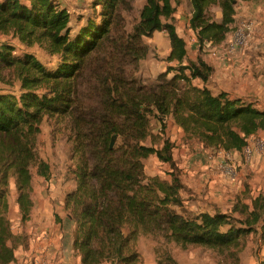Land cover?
<instances>
[{
  "label": "trees",
  "instance_id": "trees-1",
  "mask_svg": "<svg viewBox=\"0 0 264 264\" xmlns=\"http://www.w3.org/2000/svg\"><path fill=\"white\" fill-rule=\"evenodd\" d=\"M135 1L91 0L93 13L76 28L70 9L59 0H0L1 32L58 56L49 67L34 54L20 56L13 45L0 43V77L11 70L20 82L19 93L0 91V264H15L16 248L27 243L8 216L10 188L15 185L22 219H29L45 119H65L70 126L76 162L69 176L76 186L65 195L64 207L75 224L73 246L82 264H141V235L210 247L223 255L222 263L239 264L242 238L258 229L248 216L188 207L176 142L165 131L173 118L191 152L197 145L244 152L249 138L264 129V109L251 99L193 82L207 81L214 68L201 56L183 64L188 44L174 22L172 0H146L129 30L126 14ZM238 1L190 0L191 25L201 47L227 39ZM213 8L221 9V20L210 17ZM161 30L170 39L169 60L181 65L141 84L130 63L147 56L145 38ZM153 118L162 124L157 134ZM154 154L172 168L170 178L147 173L146 160ZM252 213L264 241V194L254 199ZM159 263L177 264L171 256Z\"/></svg>",
  "mask_w": 264,
  "mask_h": 264
},
{
  "label": "rangeland",
  "instance_id": "rangeland-1",
  "mask_svg": "<svg viewBox=\"0 0 264 264\" xmlns=\"http://www.w3.org/2000/svg\"><path fill=\"white\" fill-rule=\"evenodd\" d=\"M59 1L63 6L70 9L73 17L72 24L76 28L85 23L86 18L94 11L91 0ZM145 1L136 0L133 12L126 14V26L129 30L138 21ZM173 3L175 18H180L181 14L186 18L184 26L179 23L178 19H174L178 31L185 36L188 44V59L183 64H187L188 61L196 62L201 56L214 68L207 81L196 78L193 79V82L199 85H208L215 92L225 89L237 92L238 89L241 90L245 87L249 92L247 98L258 102L253 85L257 80L264 81L262 78L264 75V0L238 1L237 20L231 33L249 20L256 21V26L249 47L238 54H229L235 58V62L241 58L243 60L242 63L238 64V68L233 71L222 66L219 57H223L224 53L214 50L209 41H206L201 47L196 31L191 25L190 0H173ZM180 3H182L181 6ZM221 13L220 8H213L209 14L211 18L218 20L221 18ZM2 42L13 45L15 54L20 56L27 53L34 54L49 67H54L58 63L57 55L49 53L40 44H26L12 33L0 31V43ZM145 42L149 46L147 56L136 64L130 63L129 67L135 77L140 78L141 84L148 85L159 73L166 71L170 66H179L181 63L179 60H169L171 44L168 34L164 30L155 32L152 37H146ZM3 71L0 77V91L12 90L19 93L20 82L16 79L14 72L11 70ZM173 73H170V76ZM250 73L253 76L248 79ZM246 81H249L247 85H240ZM152 122L154 134L159 133L162 126L161 122L157 118H153ZM167 124L165 134L176 142L175 157L178 166L182 169V178L187 186L183 195L186 204L190 209L196 211L208 210L213 212L218 209L229 212L239 219H245L248 216L258 229L247 232L242 238L239 247V264H260L264 259V241L252 211L254 199L261 193L264 194V129L250 142L252 156L248 159L244 152L231 151L228 153L222 148L207 149L202 145H197L195 153L191 152L183 143L185 135L183 129L176 125L173 118H169ZM69 128L70 126L65 119H45L42 124V131L36 146V155L40 166H34L32 181L33 196L38 200L46 191V196L59 201L65 193L76 186V182L69 176V169L76 162L72 142L68 138ZM225 162L235 166L240 174V180L233 182L229 178L226 170L221 166ZM146 170L150 175L170 178L172 168L167 163L160 161L158 156L154 154L146 160ZM16 197V188L15 185H12L8 216L13 222L15 230H30L32 225L26 221L31 217L27 220L22 219ZM239 224V226L244 225L241 222ZM139 250L143 255L141 264H160V260L166 262L169 256L177 264H225L222 263L223 255L213 248L177 244L167 241L161 235H141ZM229 250H236V248ZM15 264H25V260L17 259Z\"/></svg>",
  "mask_w": 264,
  "mask_h": 264
},
{
  "label": "crops",
  "instance_id": "crops-1",
  "mask_svg": "<svg viewBox=\"0 0 264 264\" xmlns=\"http://www.w3.org/2000/svg\"><path fill=\"white\" fill-rule=\"evenodd\" d=\"M221 18H218V20H221ZM175 19H178L179 23L184 26L186 18L183 17V14H181L180 18ZM194 31L196 30L194 29ZM178 32L180 35H182L180 31ZM230 33L228 34V37L230 36ZM226 41L227 39L224 41V44ZM222 43L214 45L210 43V45H212L213 49L217 50V52H223L221 50H218V48H222ZM223 53V57H219V60L222 66L225 67V69L229 68V71H233L235 68H238V64L243 62L242 58L239 61L235 62V58H232L225 52ZM251 76L253 75L250 73L248 79H250ZM262 78H264V75L262 76ZM248 83L249 81H246L245 83H240V85L245 86ZM253 89L255 90V93L258 97V102L254 101L251 98L248 99L253 100L258 106L264 109V81L257 80L253 85ZM225 90L233 96H241L244 98H247L249 93L245 87L241 90L238 89L237 92H233L229 89ZM262 131L263 130H261L259 133L261 134ZM67 193H65V195ZM65 195L59 201L46 196V191L43 192V195L39 200L36 199L35 196H33V212L31 213V218L26 221L27 223H30L32 225V228L30 230L26 229L19 231L15 230L13 225V231L16 234L27 235V243L16 248L17 259H19L20 261L25 260V264H28L30 260L33 259L37 254L46 253L49 258L56 264H82V257L80 253H78L73 246L75 224L74 221L69 218L65 211ZM66 220L67 223H65Z\"/></svg>",
  "mask_w": 264,
  "mask_h": 264
},
{
  "label": "built area",
  "instance_id": "built-area-1",
  "mask_svg": "<svg viewBox=\"0 0 264 264\" xmlns=\"http://www.w3.org/2000/svg\"><path fill=\"white\" fill-rule=\"evenodd\" d=\"M181 4L182 3H180V6ZM255 26H256V21L254 20H249L244 22L235 31L231 33V35L227 38L225 44L224 42L222 43L223 44L222 48H218V50H221L227 54H238L241 51L246 50V48L249 47L251 43ZM210 43L214 45L212 42ZM253 139H255L254 136L249 138V144L244 150V154L248 159L251 158L252 156V149L250 147V142H252ZM221 166L223 167L224 170H226L229 178L233 182H237L238 180H240V174L234 165L230 164L229 162H225ZM28 264H56V263L52 261L46 253H40L37 254L33 259H31Z\"/></svg>",
  "mask_w": 264,
  "mask_h": 264
},
{
  "label": "water",
  "instance_id": "water-1",
  "mask_svg": "<svg viewBox=\"0 0 264 264\" xmlns=\"http://www.w3.org/2000/svg\"><path fill=\"white\" fill-rule=\"evenodd\" d=\"M113 145V144H112Z\"/></svg>",
  "mask_w": 264,
  "mask_h": 264
}]
</instances>
